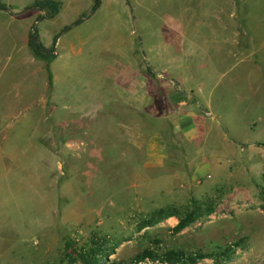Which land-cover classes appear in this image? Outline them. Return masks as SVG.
<instances>
[{
  "label": "rangeland",
  "instance_id": "374dc122",
  "mask_svg": "<svg viewBox=\"0 0 264 264\" xmlns=\"http://www.w3.org/2000/svg\"><path fill=\"white\" fill-rule=\"evenodd\" d=\"M34 1L0 0L26 13L11 19L0 12V37L13 29L8 21L19 20L43 45L54 48L61 38L53 72L45 61L46 71L27 65L20 76L0 75V264H59L65 239L82 242L92 233L117 243L109 258L125 264L144 249L205 256L197 264H264V103L260 120L220 99L224 88L227 98L240 99L260 89L264 50L260 66L232 71L245 53L239 44L249 38L250 51L264 44V0H99L64 33L94 0H60L57 16L44 21L26 10ZM237 3L245 5L248 28L237 22ZM157 63L210 95L220 127ZM125 68L135 71L123 79ZM29 84L40 97L46 90L43 121H30L31 103L14 102L7 112L2 91L13 100ZM106 84L109 106H131L130 122H116L117 113L106 121ZM180 108L194 115L184 139L174 133ZM154 135L162 142L151 146ZM149 146L165 151L164 160L152 162ZM194 205L203 215L183 233H172L166 219L140 228L154 210L185 217Z\"/></svg>",
  "mask_w": 264,
  "mask_h": 264
},
{
  "label": "crops",
  "instance_id": "0c3cea01",
  "mask_svg": "<svg viewBox=\"0 0 264 264\" xmlns=\"http://www.w3.org/2000/svg\"><path fill=\"white\" fill-rule=\"evenodd\" d=\"M239 4L240 5H238V3H237L238 6H241V9L240 10L237 9V14H238V17L236 18V19H238L237 22H240L242 24V26L245 24L244 26H246L248 28V26H247V24H248L247 23V15L245 14V10H246L245 5L243 3H239ZM60 10H61V8H60ZM60 10H59V12H60ZM30 11L35 13V15H36L35 21H36L38 16L43 15V12H40L38 10H30ZM0 12L4 13V11H2V10H0ZM7 13L9 14L11 19H13V18L19 19V17H22L24 14H26L23 11L22 12H15L13 10L11 12L7 11ZM57 14L55 16H57ZM44 20H50V19H43L41 21H44ZM19 22H20L19 20L8 21L9 26H11L13 29L8 32V38L0 37V75L1 76H5L7 73L10 76L13 75V77L15 75L20 76L21 71H23L24 67L27 65H32L33 71H35L36 69L38 70L39 68L46 71L45 61L35 58L32 50L29 47V44H28L29 33H30L29 25L28 24H25V25L20 24L21 25L20 26ZM69 31H67V32H69ZM249 37H252V35H249ZM247 39H249V38H247ZM247 39H246V41H244V43L239 44V45L243 46L242 48L244 49V52L246 54L244 53L243 57H240L236 60V65H235V68L232 71V73L235 72L238 68H240L242 70L249 71L254 67V63H258L259 66L261 64V59L258 56L263 52L264 44H262L258 48H254L250 51V49L246 48ZM235 42H236V40H235ZM60 43H61V38L59 37L54 44L56 57L50 63L51 70H52V65L55 64V62L61 56ZM44 46L49 47V45H44ZM249 52L252 53L251 57H249V55H248ZM3 58H5V59L2 60ZM159 66L162 67L161 70L164 71L163 73L170 74L173 76V79L175 80V82L177 84H179V87L181 89H183V90L187 89L189 91H193V93L197 96L198 100L200 102L206 104V106L208 107L206 111L212 115L208 119L213 120V122L214 121L218 122V125H219L218 127H220L221 122H224V121L222 120V116H220V114L217 111V106H219V105L217 104L215 106V104L212 102L210 95H207L206 98L201 97L200 92L196 91L194 89V88H196L195 85H191V86L188 85L186 83L185 79L182 78L181 76L175 75V74H172V73L166 71L162 65H159ZM260 67H261V71H262V74L260 76L262 84L260 85V89L258 91H251L248 93L247 96H245L244 98H241V99L240 98H234V97L227 98L226 93H228L229 90H228V88H224V89H222V92L220 93V99H221V101L224 100L223 102H226V100H228L227 102L232 107H235L237 110L240 109L239 114H241L242 116L247 115V114H253L256 112L257 119L261 120V118L258 117L259 114H257L258 113L257 111H258V108L262 107L263 103H264V99H263V97H264V67L262 65ZM130 71L134 72L135 70H133V68H130V69L125 68L122 72V75H120V77H122L124 79V76L127 75L128 73H130ZM52 72H53V70H52ZM54 80H55V77H54ZM139 83H140V79H138V77H134L133 82H132V88L136 89L137 85H140ZM159 84L163 88V90L165 91L166 95H170V94L174 93L175 95L173 98H177L176 95H178V93L174 90L171 93V90H172L171 86L165 87L163 81H161V80L159 81ZM54 87H55V81H54ZM54 87H53V90H54ZM36 88H38V87L35 86V84H32V86H30V84H29V86L24 91L18 89L17 94L15 95V98L13 100H8V98L6 97V95H8L6 92V89L3 90L2 96L5 98L4 104L6 103V106H8V108H11L10 110L8 109L7 112H11L14 109L13 108L14 102H16L17 104H19V102H20V105H22V106H23V104L31 103V105L35 106V107H32V109L29 111L27 110L28 111L27 114L30 115V121L34 123V122H39L40 119H41V121L45 120L44 108H45V100H46V90L44 91L42 89L43 92H42L41 97H40L37 95L38 92L36 94V91H35ZM105 88H106V101H105V105H106V107H105V109H106L105 110L106 111L105 118H106V121L107 122L111 121V123H112L114 121V119L112 117L114 116L115 113H117L116 117H118V118L116 119V122H118L119 124L130 122V114H129L130 110L128 109V107L130 108L131 106L129 104H125L126 102H124V101H120V102H117L116 105H113V106L110 105L109 106V100L107 97V89H108L107 84H106ZM100 91L103 95V87H101ZM4 92L6 93V95L4 94ZM139 94H140V91L136 90V93L133 95V105H132L133 108L136 105L139 106V101H140L139 100L140 99ZM257 95H260L261 97L258 98ZM135 97H137V98L135 99ZM36 98H41V99L36 100ZM122 100H124V98H122ZM111 108H112V111H110ZM171 110H172V108H171ZM180 110L181 111L179 113L177 112V114H174V116H173L174 125H175L174 133H176L179 138L184 139V138H186L185 135L188 133V131L186 130V126L194 124V121H193L194 115L188 113V111L184 110L183 108H180ZM30 111H31V113H29ZM247 116H249V115H247ZM101 118H103V116ZM252 120H254V119L252 118ZM132 121H134V120L131 119V122ZM106 131H107V137H108V134L110 131V130H108V127H107ZM158 141L162 142L160 135H157V136L154 135L150 138V145L152 146V144H154V146H155V144H157ZM106 144L107 143H105V145ZM151 146H149L148 154L150 155L152 162H154V161L158 162L159 160L160 161L164 160L163 159V157L165 156V151H163L164 149L162 150L163 151V153H162L159 151V148H157V147L153 148ZM106 151H108V148H106ZM165 222L171 228H173L178 223V219L175 216H170L166 219ZM185 229H187V227ZM185 229H183V230H185ZM183 230L180 233H183Z\"/></svg>",
  "mask_w": 264,
  "mask_h": 264
},
{
  "label": "trees",
  "instance_id": "16d2710c",
  "mask_svg": "<svg viewBox=\"0 0 264 264\" xmlns=\"http://www.w3.org/2000/svg\"><path fill=\"white\" fill-rule=\"evenodd\" d=\"M98 4L99 0H94V5L91 8L90 14L77 19L70 25L64 26L62 32H67L72 27L80 25L84 21V19H87L96 11ZM60 8V0H35L32 5L26 8V10H38L40 12H43V15L37 17V20H43L53 18L59 12ZM0 10L11 12L12 8L9 5L0 3ZM58 38L59 36H55L54 44ZM28 44L35 58L44 60L46 61V63H50L53 60V46H44L34 29H32V31L29 33ZM202 215L203 213L201 209L195 205L193 210L187 213L185 217H182L181 214L173 208L172 210H169V208L157 209L152 212V218L146 220V222L143 223L140 228L142 229L148 226H152L163 219H167L170 216H175L178 219V223L172 228V233L177 234L188 227L193 221L200 218ZM107 243L108 240L106 237H98L96 233H92L87 240H84L82 242H76L67 238L63 241V246L59 251L58 263L125 264L124 262H117L109 258L112 254L115 253L117 243H114L112 246H108ZM203 258H205V256L201 254L194 252H184L182 250L176 249L167 250L162 255L158 254L154 250L144 249L140 253H138L135 258L129 263L139 264L140 262H144L146 260H160L164 264H197Z\"/></svg>",
  "mask_w": 264,
  "mask_h": 264
},
{
  "label": "built area",
  "instance_id": "2783aa9c",
  "mask_svg": "<svg viewBox=\"0 0 264 264\" xmlns=\"http://www.w3.org/2000/svg\"><path fill=\"white\" fill-rule=\"evenodd\" d=\"M54 54H55V52H54ZM206 115H207V116H211V114H210L209 112H206Z\"/></svg>",
  "mask_w": 264,
  "mask_h": 264
}]
</instances>
